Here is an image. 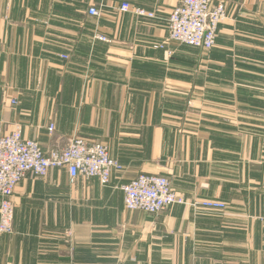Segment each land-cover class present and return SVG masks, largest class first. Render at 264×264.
<instances>
[{"label": "crops", "instance_id": "obj_1", "mask_svg": "<svg viewBox=\"0 0 264 264\" xmlns=\"http://www.w3.org/2000/svg\"><path fill=\"white\" fill-rule=\"evenodd\" d=\"M179 1L0 0L3 131L44 153L101 142L122 166L106 186L27 174L0 264H264V0H221L209 52L169 41ZM140 174L225 209L127 211L120 187Z\"/></svg>", "mask_w": 264, "mask_h": 264}, {"label": "built area", "instance_id": "obj_2", "mask_svg": "<svg viewBox=\"0 0 264 264\" xmlns=\"http://www.w3.org/2000/svg\"><path fill=\"white\" fill-rule=\"evenodd\" d=\"M122 13L131 12L137 17L154 19L155 15L142 8H131L128 3L119 7ZM88 14L99 16L94 7ZM225 4L221 0H180L166 19L168 39L205 52L215 47L217 30L225 20ZM95 39L108 42L102 35ZM162 47V46H160ZM67 60V56L61 55ZM12 103H15L12 101ZM53 126L49 127V133ZM65 169L69 180L78 177L86 180L96 179L100 185L109 184L113 171L119 172L122 166L113 160L106 145L101 142H88L81 137H74L64 147L44 153L36 141L26 140L21 128L16 126L10 133L3 131L0 122V233H13V195L21 180L30 174L35 178H45L51 169ZM124 208L127 211H140L156 215L172 205H183L220 211L225 205L218 201H202L190 204L177 195L165 176L140 174L129 183L122 185ZM70 242V234L67 235Z\"/></svg>", "mask_w": 264, "mask_h": 264}]
</instances>
